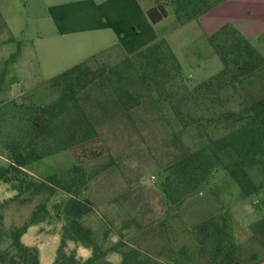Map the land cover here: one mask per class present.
<instances>
[{
    "label": "rangeland",
    "instance_id": "obj_1",
    "mask_svg": "<svg viewBox=\"0 0 264 264\" xmlns=\"http://www.w3.org/2000/svg\"><path fill=\"white\" fill-rule=\"evenodd\" d=\"M50 1L0 0V102H52L63 82L51 77L67 66L86 60L94 69L128 56L139 66L136 51L154 43L161 49L157 68L135 72L124 63L119 77L99 76L80 90L79 103L97 129L96 139L26 165L40 177L76 161L94 167L87 192L92 210L84 222L94 228L101 247L122 243L119 252L105 250L98 264H212L213 240L210 229H201L204 221L229 231L225 244L234 264L261 259L264 130L246 126L240 109L264 95V66L234 83L203 81L222 68L209 35L226 22L264 56V0H208L210 8L193 18L177 19L170 10L157 22L146 14L156 0H96L97 5L65 0L59 10L49 11ZM114 39L134 48L115 44L92 54ZM190 155L186 174L179 161ZM230 167L241 176L246 172L245 188L229 174ZM62 222L29 228V233L35 229L33 241L53 258ZM68 236L63 250L81 259L91 254Z\"/></svg>",
    "mask_w": 264,
    "mask_h": 264
},
{
    "label": "trees",
    "instance_id": "obj_2",
    "mask_svg": "<svg viewBox=\"0 0 264 264\" xmlns=\"http://www.w3.org/2000/svg\"><path fill=\"white\" fill-rule=\"evenodd\" d=\"M210 6L208 0H156L146 9V14L152 22H157L171 10L177 19L188 20L207 11ZM209 38L220 56L222 68L203 83L209 84L215 78L234 83L264 66L263 54L232 23L222 24ZM158 45L154 43L136 51L139 66L129 56L112 65L100 62L94 69L86 60L72 64L51 77V80L60 78L63 82L60 93L52 102L32 103L18 98L0 102V183H8L13 190L10 196L0 198V264H40L38 247L24 243L21 235L33 223H55L59 219L63 221L60 243L51 264H98L105 250L119 252L121 241L101 247L94 228L84 222V217L92 210L87 192L94 167L88 169L76 161L69 168L45 177L37 176L25 167L30 161L60 149L70 147L76 150L79 143L96 139L97 129L79 103L80 90L96 77L107 81L114 74L119 77V66L124 63L135 72L139 67L157 68L161 50ZM117 95L119 102L123 103L122 95ZM240 116L246 126L264 130V95L247 102L240 109ZM227 144L221 143L218 147ZM192 161V155L180 158L179 165L186 174ZM228 172L238 184L246 187L244 170V176L237 167H230ZM6 217H9V223H6ZM205 224L206 221L201 223V229H210L213 240L210 262L234 264L235 259L228 251L231 247L228 249L225 244L224 236L229 238L230 233L224 224L212 223L211 227ZM67 234L68 238L91 248V254L81 259L73 250H63ZM106 264L114 263L109 260Z\"/></svg>",
    "mask_w": 264,
    "mask_h": 264
},
{
    "label": "crops",
    "instance_id": "obj_3",
    "mask_svg": "<svg viewBox=\"0 0 264 264\" xmlns=\"http://www.w3.org/2000/svg\"><path fill=\"white\" fill-rule=\"evenodd\" d=\"M89 2L97 5L99 1H96V0H88ZM67 3V1L65 0H52L50 2H48L47 4V8L49 11H54L53 9H58L63 5ZM48 20H50V22L53 21V17L52 15H49L48 17ZM105 25V24H104ZM107 25V24H106ZM61 32V31H60ZM156 37V36H155ZM155 37L151 38V39H154ZM150 39V40H151ZM149 41V40H148ZM115 44H119L121 45L122 47H124L125 49H131V48H134L133 46H130L128 47V43L124 42V41H120L119 39H114L110 42H107L106 44L104 45H101L98 50L92 52L93 53H96L95 55L97 56V54L102 51V50H105L106 48H108L109 46H115ZM82 61V60H80ZM68 67V66H67ZM65 69V68H64ZM63 70V69H62ZM60 72V71H59ZM26 168V167H25ZM27 169V168H26ZM29 172H31L29 169H27ZM32 173V172H31ZM4 182H1L0 183V189L2 190V193L1 195L3 196H10L11 195V191L3 184ZM29 228H31V225L28 226V228L26 229L25 232H23V234L21 235V239L24 243H28V244H36L37 247H38V250H39V259H40V263L43 264L46 263V264H49L52 259H53V256L51 254H48L46 253L45 251V246H43L42 243H37V242H34V232H35V229H32V233H29ZM60 235V234H59ZM252 264H264V258H261L259 260H257L256 262L252 263Z\"/></svg>",
    "mask_w": 264,
    "mask_h": 264
}]
</instances>
